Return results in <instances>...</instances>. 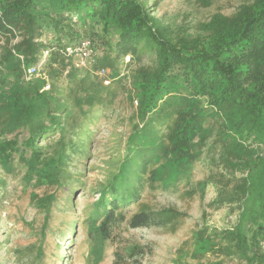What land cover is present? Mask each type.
<instances>
[{"label": "trees", "instance_id": "1", "mask_svg": "<svg viewBox=\"0 0 264 264\" xmlns=\"http://www.w3.org/2000/svg\"><path fill=\"white\" fill-rule=\"evenodd\" d=\"M157 1L0 0V172L21 174L20 188L32 190V198L43 187L62 192L74 157H87L92 141L87 128L71 134L72 121L92 120L95 107L107 111L123 94L135 124L121 159L92 189L97 198L86 199L80 227L88 264H100L113 226L131 206L137 210L130 229L185 217L140 203L146 190L179 187L188 199H203L211 188L207 208L236 212L232 226L221 229L208 226L202 213L187 252L191 259L212 253L218 261L209 264H264V0H235L232 14L215 13L193 29L156 15ZM84 40L96 54L92 68L80 70L64 54ZM40 63L45 78L24 80V70ZM99 69L106 78L95 75ZM197 164L208 174L192 182ZM54 194L37 205L44 213L42 238ZM183 251L173 264H183ZM124 252L134 260L144 249L132 245ZM24 253L37 258L41 245L16 257ZM124 260L114 253L113 264Z\"/></svg>", "mask_w": 264, "mask_h": 264}, {"label": "rangeland", "instance_id": "2", "mask_svg": "<svg viewBox=\"0 0 264 264\" xmlns=\"http://www.w3.org/2000/svg\"><path fill=\"white\" fill-rule=\"evenodd\" d=\"M208 1L210 5L204 7L200 0H158L154 10L156 15H165L176 25L193 29L197 23L207 21L215 13L232 14L239 4L235 0ZM95 111L98 113L92 120L77 116L76 121H72L70 133L86 132L87 128L92 132V141L87 157L82 160L74 157L67 169L70 179L66 181L62 192L56 191L55 187H43L35 190L36 197L32 198V190L24 192L20 188L21 174L10 176L0 172V180L3 182V187L0 185V264H29L32 260L34 264L90 263L86 259L88 242L85 228L80 227L86 215L84 205L86 199L92 202L97 198V193L93 194L92 189H98L110 167L121 159L126 138L135 124L134 107L125 100L123 94L116 97L107 111L101 112L99 107H95ZM207 174L205 166L197 164L191 181L202 180ZM64 190H68V193H63ZM50 194L56 197L51 205L49 228L42 238L40 229L44 213L37 205ZM183 194L182 187H179L177 192L146 190L140 203L152 210L172 208L185 214V217L166 226L130 229L127 223L137 207L134 205L125 209V220L113 226L111 238L105 243L100 264H113L115 252L125 257L121 264H135L134 260L138 264H173L179 249L185 250L183 264H209L218 261L212 253L200 259L189 257L187 252L193 250L192 234L203 223L202 213H205L204 222L208 226L221 229L232 226L236 212L232 213L225 206L218 210L207 208V204L214 197L211 188H208L203 199H188ZM39 245L41 256L28 257L29 253H24L22 258L16 257V251L24 250L28 246L38 249ZM132 245L144 249L143 255L134 260L124 252Z\"/></svg>", "mask_w": 264, "mask_h": 264}, {"label": "built area", "instance_id": "3", "mask_svg": "<svg viewBox=\"0 0 264 264\" xmlns=\"http://www.w3.org/2000/svg\"><path fill=\"white\" fill-rule=\"evenodd\" d=\"M48 52H44L42 55V60L47 57ZM95 50L92 47L89 41H81L78 45L74 47H68L65 49V56L67 58H72L73 65L75 68L80 70L91 69L94 64ZM129 58H126L128 61ZM41 63L35 66H30L24 70V80L30 81L36 78H45V76L41 73ZM107 71L105 69H99L95 72V75L100 78H106ZM109 83L108 79L103 81V84L107 85ZM48 86L44 88V90H48ZM260 250L264 254V241L260 243Z\"/></svg>", "mask_w": 264, "mask_h": 264}, {"label": "bare ground", "instance_id": "4", "mask_svg": "<svg viewBox=\"0 0 264 264\" xmlns=\"http://www.w3.org/2000/svg\"><path fill=\"white\" fill-rule=\"evenodd\" d=\"M65 232V231H64Z\"/></svg>", "mask_w": 264, "mask_h": 264}]
</instances>
